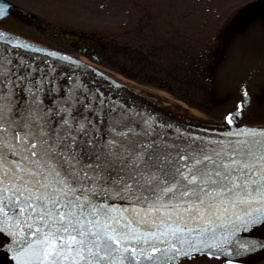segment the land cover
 <instances>
[{
  "label": "snow or ice",
  "instance_id": "6c2138e0",
  "mask_svg": "<svg viewBox=\"0 0 264 264\" xmlns=\"http://www.w3.org/2000/svg\"><path fill=\"white\" fill-rule=\"evenodd\" d=\"M10 72L0 65V235L19 245L17 264H172L241 206L246 229L264 225V130L183 148L133 140L102 132L99 113L13 99Z\"/></svg>",
  "mask_w": 264,
  "mask_h": 264
},
{
  "label": "rangeland",
  "instance_id": "374dc122",
  "mask_svg": "<svg viewBox=\"0 0 264 264\" xmlns=\"http://www.w3.org/2000/svg\"><path fill=\"white\" fill-rule=\"evenodd\" d=\"M10 1L32 11L36 22L12 14L0 20V33L56 54L25 47L48 63L4 67L11 69L13 99L31 101L36 93L45 110L71 106L74 114L99 113L107 121L97 125L103 132L120 129L116 117L132 101L121 91H128L157 116L205 137L264 130V0ZM65 31L81 35L86 51ZM17 75L27 77L19 87ZM251 219L226 221L206 235L217 238L203 251L172 264H264V225L246 229ZM12 241L0 235V250Z\"/></svg>",
  "mask_w": 264,
  "mask_h": 264
},
{
  "label": "water",
  "instance_id": "95a60500",
  "mask_svg": "<svg viewBox=\"0 0 264 264\" xmlns=\"http://www.w3.org/2000/svg\"><path fill=\"white\" fill-rule=\"evenodd\" d=\"M0 6L6 9V14L1 18L6 17L14 10H19L22 14L32 17V14L29 10L18 6L8 0H0ZM67 37L71 39H78L79 36L77 34H73L69 31L65 32ZM8 61H11L9 64ZM23 61V63H21ZM52 63V61H49ZM45 63H48L42 59H39L38 56L28 53L19 49L15 44L10 43L8 41L0 39V65L3 67L9 68H28L30 67H41ZM126 109L122 111V115L116 117L117 124L120 129H131L130 138L133 140H158L160 143L168 142L170 144L178 145L179 147H186L189 143L193 146L202 142H212V141H225L231 138H211L205 136H194L183 133H178L173 130H170L166 127H162L156 122H154L148 115L141 112L136 104L132 101L125 103ZM135 134V135H133ZM251 208L247 205L241 206L235 209V214L229 212L226 214L225 221L250 210ZM224 221V222H225ZM223 222V223H224ZM215 223H221L220 221H216ZM222 224V223H221ZM214 226V225H213ZM201 236L199 230L192 233L189 239L192 240L193 244L195 240ZM185 251H190L192 248H189L187 244L183 245ZM6 264V263H0Z\"/></svg>",
  "mask_w": 264,
  "mask_h": 264
},
{
  "label": "bare ground",
  "instance_id": "6f19581e",
  "mask_svg": "<svg viewBox=\"0 0 264 264\" xmlns=\"http://www.w3.org/2000/svg\"><path fill=\"white\" fill-rule=\"evenodd\" d=\"M32 52V51H29ZM33 53V52H32ZM136 107L143 112L144 114L148 115L156 124L166 127L170 130H173L178 133L188 134V135H194V136H202L198 133H194L186 128H184L181 125H178L176 123H173L165 118L157 116L155 113L149 111L148 109H145L141 106L136 105ZM19 250V245L15 243V241H12V245L10 247H7L6 250H0V259H9L12 261H16L13 259L15 255H17V252ZM7 255V256H5ZM2 256V257H1Z\"/></svg>",
  "mask_w": 264,
  "mask_h": 264
},
{
  "label": "trees",
  "instance_id": "16d2710c",
  "mask_svg": "<svg viewBox=\"0 0 264 264\" xmlns=\"http://www.w3.org/2000/svg\"><path fill=\"white\" fill-rule=\"evenodd\" d=\"M5 38H7V39H11V38H8V37H5ZM13 41H15V40H13ZM21 44H24V45H26V46H29V47H32V48H36V49H39V50L47 51V50L43 49L42 47H39V46H37V45H33V44L29 43V42H25V43H21ZM114 86H115L116 88H119L117 85H114ZM123 91H124V90H123ZM124 93H126L127 95H129V96L132 97L133 99H137V100H139L140 102L144 103V101H143L142 99H140L139 97L136 98V96H135L133 93L128 92V91H126V92H124ZM144 104H145V103H144Z\"/></svg>",
  "mask_w": 264,
  "mask_h": 264
},
{
  "label": "flooded vegetation",
  "instance_id": "af4514ba",
  "mask_svg": "<svg viewBox=\"0 0 264 264\" xmlns=\"http://www.w3.org/2000/svg\"><path fill=\"white\" fill-rule=\"evenodd\" d=\"M11 14H16V15H19V16H22L23 14L20 12V11H18V10H14ZM23 16H25V15H23ZM25 17H27V16H25ZM29 18V17H28ZM31 19V21H33V22H36V19L34 20V19H32V18H30ZM54 34L55 35H58V32L55 30V32H54ZM80 38H81V36H80ZM74 43L75 44H77V45H82V40L81 39H79V40H75L74 41ZM81 47H83V49H86L87 47L85 46V45H82ZM101 56V55H100ZM102 57V56H101Z\"/></svg>",
  "mask_w": 264,
  "mask_h": 264
}]
</instances>
